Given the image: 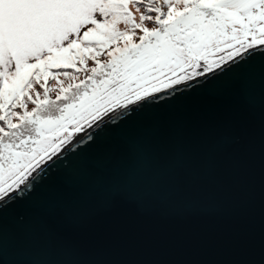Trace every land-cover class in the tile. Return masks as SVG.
Returning <instances> with one entry per match:
<instances>
[{
	"label": "snow or ice",
	"instance_id": "1",
	"mask_svg": "<svg viewBox=\"0 0 264 264\" xmlns=\"http://www.w3.org/2000/svg\"><path fill=\"white\" fill-rule=\"evenodd\" d=\"M256 86L264 103V0H0V264H99L68 244L66 260L17 258L21 209L74 158L126 144L184 92L253 103ZM129 156L125 188L187 163L179 145L161 154L143 139Z\"/></svg>",
	"mask_w": 264,
	"mask_h": 264
},
{
	"label": "water",
	"instance_id": "2",
	"mask_svg": "<svg viewBox=\"0 0 264 264\" xmlns=\"http://www.w3.org/2000/svg\"><path fill=\"white\" fill-rule=\"evenodd\" d=\"M236 90H189L126 144L74 158L21 209L22 260H66V244L99 264H264V103ZM138 139L187 153L183 170L126 168ZM121 189L122 194H113Z\"/></svg>",
	"mask_w": 264,
	"mask_h": 264
},
{
	"label": "rangeland",
	"instance_id": "3",
	"mask_svg": "<svg viewBox=\"0 0 264 264\" xmlns=\"http://www.w3.org/2000/svg\"><path fill=\"white\" fill-rule=\"evenodd\" d=\"M133 11H134V8H133ZM54 84V82H52Z\"/></svg>",
	"mask_w": 264,
	"mask_h": 264
},
{
	"label": "trees",
	"instance_id": "4",
	"mask_svg": "<svg viewBox=\"0 0 264 264\" xmlns=\"http://www.w3.org/2000/svg\"><path fill=\"white\" fill-rule=\"evenodd\" d=\"M50 95H51V93H50Z\"/></svg>",
	"mask_w": 264,
	"mask_h": 264
}]
</instances>
